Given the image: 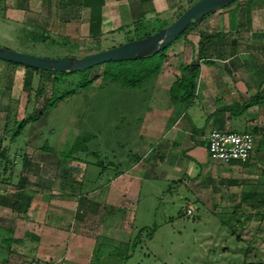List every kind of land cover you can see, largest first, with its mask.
I'll list each match as a JSON object with an SVG mask.
<instances>
[{"label":"crops","instance_id":"1","mask_svg":"<svg viewBox=\"0 0 264 264\" xmlns=\"http://www.w3.org/2000/svg\"><path fill=\"white\" fill-rule=\"evenodd\" d=\"M190 1L194 0H0V42L19 40L22 34L33 43L36 41L33 36H39L43 41L70 42L80 50L76 55H83L88 51L82 48L93 43L114 42L129 34L135 38L140 27L171 16L178 7L185 8ZM203 20L208 23L207 28L202 29L205 30L203 38L192 32H199L201 28L197 25L174 41L169 59L151 82L149 99L142 100L146 113L140 118L139 128L129 137L126 159L112 160L108 165L102 163L99 187L86 194L78 189L79 194H75L68 186L69 178L45 180L44 174L40 177L41 173L35 183L37 178L32 177L33 170L41 168L29 160L25 177L17 181L0 177V188L3 187L0 195H5L7 190H17L13 183L21 181L22 190L30 197L25 199L22 217L10 202L0 201V212L7 210L11 218V225L0 224V227L25 242L22 251L17 245L9 250L8 257H2L0 252V264H19L25 255L28 260L45 257L59 259L62 264H88L87 257L94 254L100 240L86 233L87 226L92 227L95 221L107 216L111 241L121 240L116 231L118 226L131 232L130 218L136 217V204L147 176H162L173 182L189 180L191 184L186 182V186L192 197L187 196L186 200L195 202L214 200L219 193L235 195L234 188L243 184L241 177L255 172L264 146H255L247 161L223 162L210 156L208 136L214 128L235 131L243 128L254 132L255 145L264 137V0H237ZM185 43L191 48L183 52ZM0 59L1 114L10 113L15 102L8 92L10 88L21 83L30 86L27 80L19 81V76L28 75L30 69ZM168 62L174 65L166 66ZM183 63L200 64L194 95L187 101L174 100L170 95V87L181 74ZM44 75L50 77L51 74ZM34 118L31 116L25 126L34 124ZM21 134L12 138L13 143H19ZM48 147L45 144L43 149L49 150ZM187 156L194 159L196 165L192 163L188 168ZM76 160L70 165L83 169L84 177L87 166L83 160ZM203 164H206L207 173L201 178L197 168ZM82 177L81 182L84 181ZM241 192L254 194L245 187ZM88 194H94L91 196L94 205L91 202L89 205ZM81 198L87 203L83 205ZM23 222L26 226L21 236L31 240L19 235V225ZM97 235L100 237L99 232ZM27 251L30 254H26Z\"/></svg>","mask_w":264,"mask_h":264},{"label":"rangeland","instance_id":"2","mask_svg":"<svg viewBox=\"0 0 264 264\" xmlns=\"http://www.w3.org/2000/svg\"><path fill=\"white\" fill-rule=\"evenodd\" d=\"M195 1L197 0L190 1L185 8L178 7L171 16L158 18L153 24L140 27L139 35L155 32L171 24ZM207 24L202 20L198 24L201 28L198 29L199 32H192L200 34L203 38L205 30L202 29L207 28ZM185 34L177 37L175 41L183 38ZM20 36L19 40H3L0 43L42 56L66 57L80 52L67 41H43L39 36H33L36 41L30 43L26 35ZM130 37L133 35L129 34L114 42L93 43L82 49L89 53L130 40ZM171 46L167 51L168 54ZM182 48L185 52L191 47L186 44ZM168 65L174 64L168 62L166 66ZM24 66L30 69V73L19 76V81L27 80L30 86L25 87L21 83L13 89L10 88L8 92H11L15 102L12 104L10 113L4 111L0 114V141H2L0 177L4 176L7 180L14 178L16 181L19 177L20 179L25 177L26 163L30 160L38 163L41 168L33 170L35 174L31 176L37 178L35 183L38 178H42V174L45 175V180L64 176L69 178L68 186L75 191V194H79L78 189L84 194L89 193L101 185L98 174L103 168V162L108 165L112 160L126 159L130 146L129 137H132L139 128L140 118L146 113L142 100L149 99L151 82L156 76L142 86L131 87L103 77L105 62L74 72H53ZM46 72L51 74L50 77L44 75ZM55 75L58 77L55 78ZM86 77L94 79L89 85L80 86ZM31 116L36 117L34 118L36 120L34 124L23 128L22 136L19 137L21 145L17 143L18 141L13 143L14 131L18 129L22 119L27 122ZM238 130L244 131L243 128ZM86 136L89 138L85 139ZM25 140H27L26 144ZM76 143L85 145L90 150L76 148ZM22 144H25L24 148ZM45 144L50 146L49 150L43 149ZM203 145L207 147L206 142ZM255 146L257 148L258 144L256 143ZM4 149L6 151L2 152ZM93 150L99 152V155ZM259 156L257 161L259 166H256L255 172L251 175L241 177L243 184H238V187L234 188L235 195L219 193L214 200L187 201V196L192 197L186 186V182L191 184L189 180L173 182L162 179V176L159 178L154 175L147 176L140 194V201L136 204V217L130 218L131 232L123 231L122 226H118L116 231L119 232L121 240L111 241L110 234L107 232L110 228V218L107 216L103 220L96 219L99 222L95 221L92 227L87 226L86 233L90 232L100 240L97 242L94 254L87 257V263L264 264V204L256 202L264 198V152ZM76 159L79 162L83 160L87 166L84 177H82V168L80 170L70 165L71 161ZM186 161L188 168L192 163L196 165V161L191 157L187 156ZM65 163L69 165L66 167ZM5 166L8 168L5 169ZM197 170L202 178L207 173L206 164L199 165ZM81 177L83 182L80 180ZM13 186H17V190L12 192L7 190L5 195H0V201L13 202L16 193H20L23 189L21 181L16 185L13 183ZM243 187L254 194L248 199L245 198L241 192ZM2 188H0V194ZM7 188L10 189L12 186ZM169 189L170 192H168ZM153 193H156V196H153ZM88 196L89 205L91 203L94 205L95 203L91 201L93 200L91 196L94 194H88ZM75 198L80 199L77 195ZM81 200L83 205L84 202L87 203L85 198ZM25 207L26 200H22L20 211L15 208L14 210L19 213L18 216L22 217ZM9 216L7 210L0 212V224L11 225ZM24 224L25 222L19 225L20 236L26 226ZM98 232L100 237L97 235ZM21 237L31 240L27 236ZM24 243L11 235L8 230L0 227L2 257H8L9 250L15 249L17 245H19V251H22L25 247ZM26 254L30 253L27 251ZM24 257L20 258L19 264H26L28 259ZM66 264L69 263L66 262Z\"/></svg>","mask_w":264,"mask_h":264},{"label":"water","instance_id":"3","mask_svg":"<svg viewBox=\"0 0 264 264\" xmlns=\"http://www.w3.org/2000/svg\"><path fill=\"white\" fill-rule=\"evenodd\" d=\"M234 1L197 0L179 14L171 24L156 32L83 55L42 56L0 44V58L37 69L74 72L102 62L144 57L172 44L194 21H200L212 11Z\"/></svg>","mask_w":264,"mask_h":264},{"label":"trees","instance_id":"4","mask_svg":"<svg viewBox=\"0 0 264 264\" xmlns=\"http://www.w3.org/2000/svg\"><path fill=\"white\" fill-rule=\"evenodd\" d=\"M236 1L237 0H235L234 2H236ZM234 2H232V3H234ZM232 3H230V4H232ZM212 12H214V11H212ZM209 14H207V15H209ZM202 20L194 21L193 23H191L182 34H184V33L187 34L192 28L197 26ZM161 28H159V29H161ZM151 33H153V32H151ZM148 34H150V32H145L141 35L138 34L139 36L137 35L135 38L143 37V36H146ZM132 38H134V36L130 37L129 39H132ZM170 46H171V44L169 46H167L166 48L158 51L157 53L149 54V55L144 56V57H139V58H135V59L107 61V62H105L106 66L103 68L102 76L107 78V79H110L112 81H119L122 84L127 85V86H131V87L142 86L150 78L156 76L161 71L163 63H164V61L168 55L167 51L170 48ZM202 49H203V45L201 47V50ZM68 56H70V55H68ZM180 68H181V74L177 76L176 80L171 85L170 95H171V98L174 100L179 99V100L187 101L188 99H190L194 95V92H195V89L197 86L198 75L200 72V64L199 63H191V64H184L183 63L180 65ZM50 71H53V72H69V71H57V70H50ZM54 77L57 78L58 76L55 75ZM93 79L94 78L90 79V78L86 77L80 83V86L84 87V86L89 85L93 81ZM25 125H26V120L22 119V121L19 124L18 129H16L13 133V137H17L22 132ZM89 136H86L85 139H88ZM259 146H264V137L260 138V140L258 142V147ZM75 147L76 148L79 147L81 150H84V151H89V148L87 146L80 145V143L79 144L76 143ZM3 155H5V153ZM29 162H31V161L29 160ZM249 196H250L249 194L244 195V197L247 199L250 198ZM29 198L30 197L26 194V192L24 190H22L20 193L16 194V197L13 200V202L11 203V205L15 209H21L22 200H25V199L29 200ZM256 202H258V204H264V198L258 199ZM92 264H94V263H92Z\"/></svg>","mask_w":264,"mask_h":264},{"label":"built area","instance_id":"5","mask_svg":"<svg viewBox=\"0 0 264 264\" xmlns=\"http://www.w3.org/2000/svg\"><path fill=\"white\" fill-rule=\"evenodd\" d=\"M255 148L252 131H235L229 128H214L208 136V150L213 159L223 162L247 161ZM26 264H62L59 259L32 257Z\"/></svg>","mask_w":264,"mask_h":264}]
</instances>
